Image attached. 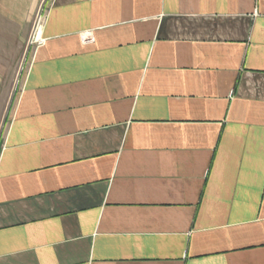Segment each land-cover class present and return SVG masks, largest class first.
I'll use <instances>...</instances> for the list:
<instances>
[{
	"label": "crops",
	"instance_id": "0c3cea01",
	"mask_svg": "<svg viewBox=\"0 0 264 264\" xmlns=\"http://www.w3.org/2000/svg\"><path fill=\"white\" fill-rule=\"evenodd\" d=\"M42 0H0V50ZM0 137V264H264V0H46Z\"/></svg>",
	"mask_w": 264,
	"mask_h": 264
},
{
	"label": "rangeland",
	"instance_id": "374dc122",
	"mask_svg": "<svg viewBox=\"0 0 264 264\" xmlns=\"http://www.w3.org/2000/svg\"><path fill=\"white\" fill-rule=\"evenodd\" d=\"M45 2L46 0L40 2L26 38L21 42H11L9 47L0 50V137L21 84L22 74L26 68V55L32 46L40 45L38 43L40 40L35 36L40 17L45 11Z\"/></svg>",
	"mask_w": 264,
	"mask_h": 264
},
{
	"label": "built area",
	"instance_id": "2783aa9c",
	"mask_svg": "<svg viewBox=\"0 0 264 264\" xmlns=\"http://www.w3.org/2000/svg\"><path fill=\"white\" fill-rule=\"evenodd\" d=\"M38 43H39V44H42V43H43V41H42V40H40Z\"/></svg>",
	"mask_w": 264,
	"mask_h": 264
}]
</instances>
